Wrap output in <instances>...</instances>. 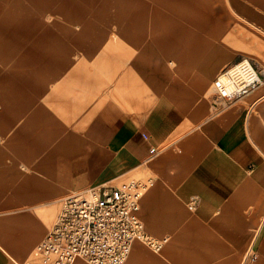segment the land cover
I'll use <instances>...</instances> for the list:
<instances>
[{
  "label": "crops",
  "instance_id": "0c3cea01",
  "mask_svg": "<svg viewBox=\"0 0 264 264\" xmlns=\"http://www.w3.org/2000/svg\"><path fill=\"white\" fill-rule=\"evenodd\" d=\"M167 2L172 4L166 13L156 10L155 17L171 20L149 26L150 40L139 50L150 52L135 53L132 79L79 74L81 88L49 101L50 107L39 91L37 130L44 141L28 155H5L37 161L29 171L17 170L16 158L6 163L17 171L16 181L12 189L0 190V209L39 219L31 210L55 202L60 210L61 199L72 192L152 176L156 185L143 196L140 215L149 233L168 238L161 250L166 259L135 242L127 264L176 263L181 247L182 264H264V82L226 103L218 102L217 90L211 89L223 69L243 58L264 76V0ZM6 29L0 50L8 65L15 41L29 37L25 27ZM124 33L125 42L133 41L134 31ZM223 51L230 52L227 62ZM13 79L11 71L4 79L11 83L10 93L1 97H14ZM12 130L7 140H27L29 119ZM151 147L159 152L150 155ZM203 168L213 183L208 188L217 195L213 203L204 200V190H194ZM193 196L199 201L195 210L188 207ZM45 216L34 228L17 220L26 230L16 237L18 252L23 254L35 236H44L50 215ZM30 257L37 256L30 252ZM80 262L88 264H74Z\"/></svg>",
  "mask_w": 264,
  "mask_h": 264
},
{
  "label": "rangeland",
  "instance_id": "374dc122",
  "mask_svg": "<svg viewBox=\"0 0 264 264\" xmlns=\"http://www.w3.org/2000/svg\"><path fill=\"white\" fill-rule=\"evenodd\" d=\"M171 4L167 0H0V37L7 36L6 27L8 26L9 28L25 27L26 35L29 37L24 42L21 39L15 41L12 66L11 61L8 65L5 64L6 52L2 50L1 53L0 50V81L3 80L0 82V94L10 93L11 83H6L4 79L6 76L10 78L11 71L14 78L12 83L14 97L0 96V166L3 164L2 166L5 167H0V190H5L7 186L10 190L16 181L13 175L17 171L6 163L11 164V160L16 158L18 160L16 169H28L29 171L37 161V157H5V155L7 153L28 155L33 153L31 151L37 150L38 146H42L44 140L38 134L36 115V106L40 99L39 91L43 92L42 102H46V105L50 107L49 101L53 102L60 97L69 95L70 90L78 91L81 88L83 83L79 81L80 78L77 76L79 74H107L109 78L123 74L128 76V80L132 79L134 70L131 64L135 53L150 52L149 50H139V47L150 40L148 32L151 29L149 26L166 25L167 21L171 20L166 17H155L156 10L166 13L167 5L171 6ZM140 13L146 16L141 17ZM222 23L223 25L228 24V19L223 18ZM127 30L134 31L133 41L129 43L125 42L124 36V32ZM222 36L223 39L227 37L224 33ZM222 58L225 62L229 61L230 52L223 51ZM233 64L231 65L233 66ZM231 65L221 72L226 71ZM216 78L211 89L217 90L218 102H229V98L223 97L218 92L219 88L215 84ZM110 84L121 85L115 81H111ZM123 84L133 86L136 82L126 81ZM219 86L221 92L228 95L220 84ZM237 96L235 95V97ZM5 105L11 107L8 113L5 112ZM28 119L30 126L28 139L22 140L19 137L14 141L7 140V131L11 135L14 132L12 128L16 124L21 127V122L28 121ZM7 123H9V129L6 128ZM7 141L9 145H7ZM11 142H16V144H11ZM29 161L32 162L29 163ZM201 171L200 178L194 182V190H204L205 192L202 194L204 200L213 203L217 195L208 188L213 183L210 181L206 169L203 168ZM155 185L156 181L145 196L152 192ZM60 197L62 196L56 197L55 200ZM58 210L57 202L45 204L31 210L33 215L39 219H28L25 213L11 215L20 213V210L0 209V264H41L38 256V258L30 257V252L36 250L37 245L44 239L47 230L54 223ZM45 211L50 217L44 236H35L24 253L21 254L17 251L19 243H16L20 234L26 230L17 220L23 219L28 222L30 227L34 228L42 216L46 217ZM43 212L45 213L42 214ZM14 231L18 233L15 234ZM144 247L149 253L163 260L166 259L165 249L155 253L147 246ZM181 249L182 247L175 258L176 263L172 264H182L179 262L182 259ZM127 261L124 264H127ZM202 264H210V262L206 263L202 260Z\"/></svg>",
  "mask_w": 264,
  "mask_h": 264
},
{
  "label": "built area",
  "instance_id": "2783aa9c",
  "mask_svg": "<svg viewBox=\"0 0 264 264\" xmlns=\"http://www.w3.org/2000/svg\"><path fill=\"white\" fill-rule=\"evenodd\" d=\"M242 62L250 64L254 72L240 83L237 97L264 82L263 74L250 59L243 58L235 66ZM215 81L223 97L237 98L224 96L219 77ZM157 152L156 147H151L150 155ZM153 184L152 176L107 181L63 197L54 223L36 247L41 264H74L77 260L88 264H124L135 242L160 252L168 238L149 233L140 215L141 200ZM198 202V197L193 196L189 209L195 210Z\"/></svg>",
  "mask_w": 264,
  "mask_h": 264
},
{
  "label": "bare ground",
  "instance_id": "6f19581e",
  "mask_svg": "<svg viewBox=\"0 0 264 264\" xmlns=\"http://www.w3.org/2000/svg\"><path fill=\"white\" fill-rule=\"evenodd\" d=\"M235 64L231 66L232 68H228L219 76L220 85L229 96L238 95L237 89L240 83H242L245 78H251L254 72L250 64L245 62H242L239 66H235ZM33 252L38 256L35 249Z\"/></svg>",
  "mask_w": 264,
  "mask_h": 264
}]
</instances>
